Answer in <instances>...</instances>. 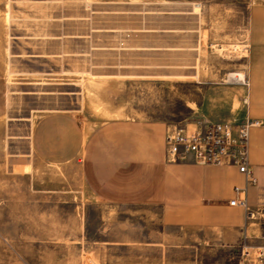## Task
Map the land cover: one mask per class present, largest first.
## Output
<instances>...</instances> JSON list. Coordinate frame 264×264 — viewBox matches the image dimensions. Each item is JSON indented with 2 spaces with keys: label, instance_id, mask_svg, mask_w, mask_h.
I'll list each match as a JSON object with an SVG mask.
<instances>
[{
  "label": "rangeland",
  "instance_id": "rangeland-1",
  "mask_svg": "<svg viewBox=\"0 0 264 264\" xmlns=\"http://www.w3.org/2000/svg\"><path fill=\"white\" fill-rule=\"evenodd\" d=\"M253 1L0 0V264H162L102 243L143 236V210L103 205L80 162L42 163L33 127L55 111L244 125Z\"/></svg>",
  "mask_w": 264,
  "mask_h": 264
},
{
  "label": "crops",
  "instance_id": "crops-1",
  "mask_svg": "<svg viewBox=\"0 0 264 264\" xmlns=\"http://www.w3.org/2000/svg\"><path fill=\"white\" fill-rule=\"evenodd\" d=\"M247 76L244 124L264 122V0H254L250 10ZM168 127L162 120L130 118L92 126L71 112L55 111L36 122L31 146L51 166L80 162L85 185L103 205L143 210V236L108 239L102 242L107 247L142 246L162 264H264L235 256L247 214L230 205L245 198L249 207L264 206V125L249 129L256 184H248L237 167L169 163ZM247 233L257 237L260 230L250 227Z\"/></svg>",
  "mask_w": 264,
  "mask_h": 264
},
{
  "label": "built area",
  "instance_id": "built-area-1",
  "mask_svg": "<svg viewBox=\"0 0 264 264\" xmlns=\"http://www.w3.org/2000/svg\"><path fill=\"white\" fill-rule=\"evenodd\" d=\"M264 125L262 121L234 126L230 123H213L201 129L169 126L166 138V158L169 163H194L202 166L237 167L246 176L248 184H256L249 165V129ZM238 193L246 190L236 189ZM233 207H242L247 214V226L243 235V254L264 260V206L249 207L245 198L230 202ZM250 227L260 230L259 236L250 237ZM260 240V246H252V239ZM253 239V240H254Z\"/></svg>",
  "mask_w": 264,
  "mask_h": 264
},
{
  "label": "bare ground",
  "instance_id": "bare-ground-1",
  "mask_svg": "<svg viewBox=\"0 0 264 264\" xmlns=\"http://www.w3.org/2000/svg\"><path fill=\"white\" fill-rule=\"evenodd\" d=\"M239 77H240V80H243V78H242L243 76L242 75H239Z\"/></svg>",
  "mask_w": 264,
  "mask_h": 264
}]
</instances>
